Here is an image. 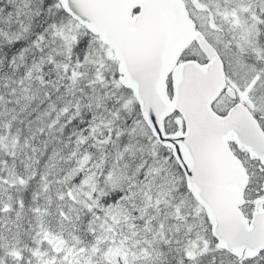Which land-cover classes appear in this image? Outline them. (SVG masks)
Instances as JSON below:
<instances>
[{
    "label": "snow or ice",
    "instance_id": "1",
    "mask_svg": "<svg viewBox=\"0 0 264 264\" xmlns=\"http://www.w3.org/2000/svg\"><path fill=\"white\" fill-rule=\"evenodd\" d=\"M0 264H264V0H0Z\"/></svg>",
    "mask_w": 264,
    "mask_h": 264
}]
</instances>
